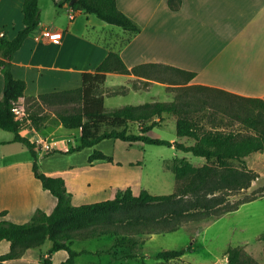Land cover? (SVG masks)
<instances>
[{
  "label": "trees",
  "instance_id": "obj_1",
  "mask_svg": "<svg viewBox=\"0 0 264 264\" xmlns=\"http://www.w3.org/2000/svg\"><path fill=\"white\" fill-rule=\"evenodd\" d=\"M181 5L182 0H168L172 10H178ZM71 6L74 10L94 14L100 20L125 30L140 31L135 20L120 10L117 0H76ZM40 21V0H25L24 27L12 39L5 36L0 39V71L4 77L0 128L13 132L14 141L29 149L34 176L41 181L44 189L57 198V203L51 213L38 208L31 219L24 223L0 219V242H10L9 251L0 254V264H10L9 260L20 257L27 249L43 245L47 240L52 241L49 256L55 251L66 250L68 258L62 264H76V258L88 251L72 249L75 239L107 234L115 236L112 249L114 257L119 260L136 258L138 254L134 251L139 241L135 235L175 231L189 221L216 218L255 199L230 202L227 197L250 187L258 177L256 171L248 167L245 158L264 151V100L207 85L191 84L196 73L171 64L148 62L130 68L118 52L111 50L94 72L83 74L80 87L38 95L41 100L50 103L77 105L72 111H58L56 116L58 123L64 127L80 129L79 143L67 149L46 151V155L74 153L104 139H120L129 143L174 146L179 152H191L204 158L205 162L196 164L186 156L176 157L172 169L177 183L175 191L169 194H153L145 188L135 194L131 187H127L119 189L111 199L74 204L73 194L68 190L65 179L40 170L38 157L41 146L38 141L20 132L29 122L39 130L41 116L29 108L21 109L20 100L25 96L27 83L13 75L12 60L16 51L39 27ZM108 72L156 79L169 85H178L181 90L194 88L204 92L214 91L225 107L230 108H223L230 119L225 121L212 112V126L201 124L197 113L206 109L207 102H216L208 97L199 98V101L204 102L200 106L192 105L186 99L155 100L109 110L104 95L98 91L99 86L106 82ZM168 72L176 74L178 80L174 82L166 78L164 75ZM165 114L177 117L178 138L175 141L149 134L164 121ZM133 123H138L137 129L131 128ZM236 123L246 127L250 133L234 128ZM97 159L114 161L112 156L95 149L89 161ZM234 161L241 163V167L235 166ZM5 213L2 211L0 216ZM259 239L264 241V233ZM184 253V250H164L156 257L172 260L181 258ZM226 255L227 264H260L248 256L242 246L229 247ZM45 263L50 264V260L46 258Z\"/></svg>",
  "mask_w": 264,
  "mask_h": 264
},
{
  "label": "crops",
  "instance_id": "obj_2",
  "mask_svg": "<svg viewBox=\"0 0 264 264\" xmlns=\"http://www.w3.org/2000/svg\"><path fill=\"white\" fill-rule=\"evenodd\" d=\"M24 1L0 0V39L4 36L12 39L24 27ZM43 1L46 4H42ZM167 2L168 0H117L120 10L135 20L140 31H130L123 40L124 43H121L123 45L116 49L112 36L116 35L115 32H106L103 37L95 33L94 24L97 22L94 14L74 10L66 0H40L41 21L36 29L38 32L34 35L35 30L30 34L12 60L13 75L27 83L25 96L20 100L21 109L25 108L29 95L38 96L80 87L83 74L94 72L111 50L118 52L130 68L148 62L171 64L194 71L196 76L191 84L207 85L264 100V0H182L178 10H172ZM72 13L73 18L70 16ZM45 27L61 31V40L57 43L44 42L41 31ZM75 39L81 45L77 53L68 50ZM114 44L117 46V41ZM138 46L139 49L133 52L136 64L129 63L124 57L125 53ZM122 76L126 80H146L145 77L134 74L108 72L106 82L111 77L117 80L105 87L124 84L120 80ZM3 88L4 77L0 71V100L3 98ZM103 93L104 97L110 96L106 91ZM24 128L30 129L32 136L41 134L43 130L28 126ZM14 138L13 132L0 134V146L9 147V150L0 154V196L3 197L0 213L6 211L3 216L11 220H14L12 217L30 220L38 208L51 213L57 198L44 189L41 181L34 176L32 156L30 159L24 150L26 146L15 142ZM46 138L42 135L41 139L39 135V152H42L39 157L42 159L50 155L45 154L47 150L63 149L54 146L47 148ZM17 150L23 152L24 162L21 155L15 152ZM92 153L88 155V160ZM98 161L107 160L89 162L95 165ZM21 166H26L24 171H27L28 176L22 173ZM72 167L74 165L56 171L45 169L43 172L51 176L63 173H71L77 178L82 176ZM63 178L69 188L73 177ZM85 183L90 188L95 186L93 179H86ZM95 184L96 187L100 186L98 182ZM113 185L108 180L101 187ZM29 251L27 249L20 257L11 259L8 263L15 264L25 259ZM51 257L52 253L45 256L50 264Z\"/></svg>",
  "mask_w": 264,
  "mask_h": 264
},
{
  "label": "rangeland",
  "instance_id": "obj_3",
  "mask_svg": "<svg viewBox=\"0 0 264 264\" xmlns=\"http://www.w3.org/2000/svg\"><path fill=\"white\" fill-rule=\"evenodd\" d=\"M168 3V2H167ZM42 4H46L43 1ZM96 24L95 33L102 37L104 33L113 31L116 33L112 36L116 44L113 45L117 49L123 40L129 34V30H125L120 26L106 23L95 17ZM37 30L34 35L37 34ZM80 43L75 39L70 43L69 51L77 53L80 49ZM114 48V49H115ZM138 47L128 50L124 57L129 63H135L134 50ZM166 78L175 82L178 76L172 72L165 73ZM124 84L106 88L114 83V77H111L106 83L101 84L98 88L103 95V92H108L110 96H106V107L111 110L127 104H140L150 101H169L173 100H188L191 104L199 106L204 102L199 101V98H212L215 102H207L205 110L197 113V119L206 127L212 126V112L217 114L218 118H224L225 121L230 119L227 112H223L225 103L217 97L214 91H200L194 88L181 90L178 85H169L167 82H161L156 79H130L126 80L122 76ZM148 79V80H147ZM197 85V84H196ZM137 90L138 92H134ZM207 93H210L209 96ZM188 94V95H187ZM189 96V97H187ZM214 97L217 99H214ZM210 99V100H212ZM179 101V102H180ZM25 107L33 112L40 114L41 134H34L24 128L20 132L22 135L39 141V135L47 138L46 147L68 148L79 143L80 130L69 129L63 125L59 126L56 113L58 111H72L77 108L73 103H50L41 100L38 96L29 95L25 102ZM230 109V108H228ZM165 119L161 124L154 127L149 134L151 136L163 139H177L176 120L177 117L173 114H165ZM25 124V127L32 128L33 125ZM59 126V129H57ZM132 129L138 128V123L131 125ZM234 128L244 130V133L250 131L240 124H235ZM11 131H6L0 128V134ZM50 135V136H49ZM23 146V145H20ZM9 150L7 146H0V154L5 150ZM95 149L102 150L105 153L114 157V162L98 161L95 165L88 160V155ZM26 154L31 159V153L27 147H24ZM48 151V150H47ZM22 157V162L25 161L24 154L21 150L15 151ZM28 152V153H27ZM39 152V156H40ZM46 154V153H45ZM179 156H187L196 164L204 163L202 157L195 156L191 152H179L175 147L165 145H152L143 142H125L120 139H104L92 147H86L81 151L69 153H52L48 157L38 159L40 170L45 169L56 171L62 170L65 167L74 165L72 169L77 170L82 176L79 178L73 174H58L56 176L66 177L70 181L68 190L73 194L72 200L74 204L91 203L100 200L111 199L115 196L119 189L131 187L136 193L142 189H148L153 194H169L175 191L176 179L172 169L175 158ZM249 167L253 168L258 177L252 182L251 186L231 194L230 202L238 200L252 199L240 205L236 210L225 213L216 218H208L199 221H189L181 226L178 230L164 232L135 235L139 244L135 251L138 256L132 259H120L112 255L115 236L111 234L103 235L95 238L75 239L72 244V249L81 252L77 258V264H227L226 252L229 247L242 246L246 254L258 263L264 264V241L260 240V235L264 233V151L256 152L248 155L245 159ZM7 161V159H6ZM233 164L241 167V163L234 161ZM26 166H21L22 173L27 174L24 169ZM25 172V173H24ZM74 172V171H73ZM28 176V174H27ZM93 179L94 187L90 188L85 183V180ZM110 181L114 185L112 187H101L104 182ZM100 186L96 187L95 183ZM118 184V185H117ZM3 203V197L0 196V206ZM0 219L11 220V218L0 216ZM11 220L17 223H24L28 220L21 218H13ZM18 219V220H15ZM8 241L0 244V254L6 253L10 249ZM52 247V241L47 240L39 247L30 248L29 255L25 259L16 262L15 264H46L45 256L49 254ZM184 250L185 253L181 258L172 260H163L156 255L164 250ZM26 256V255H25ZM68 258L66 250H59L52 253V264H62Z\"/></svg>",
  "mask_w": 264,
  "mask_h": 264
},
{
  "label": "built area",
  "instance_id": "obj_4",
  "mask_svg": "<svg viewBox=\"0 0 264 264\" xmlns=\"http://www.w3.org/2000/svg\"><path fill=\"white\" fill-rule=\"evenodd\" d=\"M73 18V13L70 15ZM42 33V38L44 42H59L62 38V32L61 31H57V30H52L49 27H45L44 29H42L41 31ZM4 33H1V36H3Z\"/></svg>",
  "mask_w": 264,
  "mask_h": 264
},
{
  "label": "water",
  "instance_id": "obj_5",
  "mask_svg": "<svg viewBox=\"0 0 264 264\" xmlns=\"http://www.w3.org/2000/svg\"><path fill=\"white\" fill-rule=\"evenodd\" d=\"M75 1H76V0H71L70 3L72 4V3H74Z\"/></svg>",
  "mask_w": 264,
  "mask_h": 264
}]
</instances>
